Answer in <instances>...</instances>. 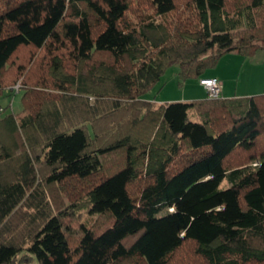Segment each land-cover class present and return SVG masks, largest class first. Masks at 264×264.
I'll list each match as a JSON object with an SVG mask.
<instances>
[{"label": "trees", "instance_id": "16d2710c", "mask_svg": "<svg viewBox=\"0 0 264 264\" xmlns=\"http://www.w3.org/2000/svg\"><path fill=\"white\" fill-rule=\"evenodd\" d=\"M260 51L264 0H0V264H264V89L145 99Z\"/></svg>", "mask_w": 264, "mask_h": 264}, {"label": "rangeland", "instance_id": "374dc122", "mask_svg": "<svg viewBox=\"0 0 264 264\" xmlns=\"http://www.w3.org/2000/svg\"><path fill=\"white\" fill-rule=\"evenodd\" d=\"M218 65L205 72L203 78L212 73L220 74L225 91L222 95H231V97H250L260 95L264 89V52L260 51L254 57L245 58L235 53L224 55ZM179 66L177 64L166 70L160 81L154 88L145 95V99H153L156 103H164L159 100H170L168 103L188 102L187 98L199 97L202 95V88L199 80H189L181 83L178 77ZM186 84V85H185ZM19 86L8 88L0 98V107L5 112L17 113L21 110L22 92ZM185 97L186 100H183ZM191 98V99H192ZM192 121H196L195 115L191 114ZM227 187L226 181L221 188ZM29 264H37L31 260Z\"/></svg>", "mask_w": 264, "mask_h": 264}, {"label": "built area", "instance_id": "2783aa9c", "mask_svg": "<svg viewBox=\"0 0 264 264\" xmlns=\"http://www.w3.org/2000/svg\"><path fill=\"white\" fill-rule=\"evenodd\" d=\"M199 82L208 98L216 99L221 96L222 83L217 78H201Z\"/></svg>", "mask_w": 264, "mask_h": 264}, {"label": "crops", "instance_id": "0c3cea01", "mask_svg": "<svg viewBox=\"0 0 264 264\" xmlns=\"http://www.w3.org/2000/svg\"><path fill=\"white\" fill-rule=\"evenodd\" d=\"M259 53V52H258ZM236 54V53H235ZM238 55V54H237ZM221 61V60H220ZM208 77H211V78H217L221 83H222V79H221V76H220V74H217V72H215V73H212L210 76H208ZM203 78V77H202ZM186 85V84H185ZM201 88H202V86H201ZM225 91V89H224V86H223V83H222V92H221V97H223V98H232L231 97V95H222V93ZM207 97V95H206V92H205V90L202 88V95H199V97H195V98H192V97H189V98H187V100H191V101H193V100H201V99H204V98H206ZM183 98V100H186V98L185 97H182ZM192 98V99H191ZM146 100H148V101H151V102H154V100L153 99H149V98H146ZM160 102H164V103H160V104H167L170 100H159ZM155 104H159V103H156V102H154Z\"/></svg>", "mask_w": 264, "mask_h": 264}]
</instances>
